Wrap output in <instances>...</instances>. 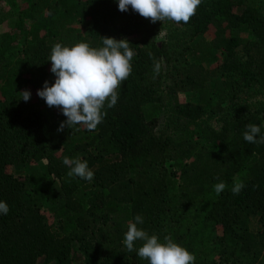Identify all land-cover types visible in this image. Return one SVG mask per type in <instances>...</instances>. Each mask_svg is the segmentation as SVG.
I'll return each mask as SVG.
<instances>
[{
  "label": "trees",
  "instance_id": "obj_1",
  "mask_svg": "<svg viewBox=\"0 0 264 264\" xmlns=\"http://www.w3.org/2000/svg\"><path fill=\"white\" fill-rule=\"evenodd\" d=\"M23 1L0 35V201L9 206L0 264H148L123 243L137 215L138 228L160 242L170 236L194 264H264V144L243 138L248 124L264 136L253 97L264 92V2L201 0L177 24L121 12L117 0ZM102 37L127 39L135 53L117 104L105 105L93 131H58L67 118L47 114L37 95L50 83L51 50L100 48ZM163 87L173 113L161 126ZM206 115L221 126L199 127ZM65 157L86 161L93 180L68 177ZM236 181L245 185L238 195Z\"/></svg>",
  "mask_w": 264,
  "mask_h": 264
},
{
  "label": "clouds",
  "instance_id": "obj_2",
  "mask_svg": "<svg viewBox=\"0 0 264 264\" xmlns=\"http://www.w3.org/2000/svg\"><path fill=\"white\" fill-rule=\"evenodd\" d=\"M117 3L121 12H127L131 8L152 23L172 21L187 24L195 15L201 0H117ZM102 45L94 48L81 42L72 47L60 43L53 46L49 61L56 79L51 86L45 82L37 95L49 108L61 109L67 118L58 131L77 126L93 131L106 115L102 111L105 105L113 108L117 104V89L131 74V60L135 53L127 39L102 37ZM160 70L161 63L153 60L154 75H159ZM19 94L25 102L31 98V93L27 90ZM246 129L243 133L246 142L264 144L260 126L248 124ZM63 164L70 169L68 177H79L87 181L94 178L86 161L65 157ZM216 179L219 180V177ZM226 187L223 181L213 185L217 195ZM244 187L243 183L236 181L232 187L233 194L238 195ZM8 212V204L0 201V214L7 215ZM142 223L143 218L139 215L135 217V222H128L123 240L128 251L135 250L139 259L148 261V264H194L193 254L173 242L170 236H165V242H160L156 235H149L137 227ZM137 241L142 242L138 249L135 248Z\"/></svg>",
  "mask_w": 264,
  "mask_h": 264
},
{
  "label": "rangeland",
  "instance_id": "obj_3",
  "mask_svg": "<svg viewBox=\"0 0 264 264\" xmlns=\"http://www.w3.org/2000/svg\"><path fill=\"white\" fill-rule=\"evenodd\" d=\"M264 2V0H262ZM24 1L23 0H0V35L12 30L11 28V24H10V17H12L13 19L16 17V13L17 12V18H18V13H19V9H21V7L23 6ZM13 10H17L16 12H14ZM19 10V11H18ZM16 33H19L20 30L16 29L15 30ZM166 35V31H164L163 33H161L158 37V39L160 41L164 40ZM49 79H50V83L49 86H51L52 84H54L56 77L54 76V74H52L51 72V68L49 70L48 73ZM161 93L165 96L164 100H165V108H164V113H161L159 116V122L161 124V126H164V121L168 120L167 114H172L173 110L171 109V104L169 103V99L167 98V93L163 89L161 90ZM160 93V94H161ZM161 94V96H162ZM180 97L183 100H188V101H196V97L191 93V92H181ZM36 97V96H34ZM253 97L255 98V100L260 104L261 108L264 111V92L262 93H258V92H254L253 93ZM39 103H40V107L47 113L50 114V116H53L55 110H58V108L52 107L49 108L46 104V102L39 98ZM167 113V114H166ZM202 125H200L199 127H206V126H211L214 128H219L221 126V122L213 116L210 115H206L202 120ZM200 121V122H201ZM166 127H168L166 125ZM42 166V163L40 164H32L31 166L25 167L22 172L24 173H28L31 171H36V170H40ZM240 176H238L237 179H239ZM37 264H47L45 262V258L41 257L39 258V260L37 261Z\"/></svg>",
  "mask_w": 264,
  "mask_h": 264
}]
</instances>
